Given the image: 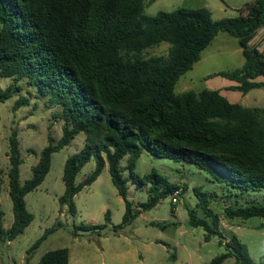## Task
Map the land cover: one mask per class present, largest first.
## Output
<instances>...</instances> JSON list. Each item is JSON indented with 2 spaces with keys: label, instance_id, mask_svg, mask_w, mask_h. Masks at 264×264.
Returning a JSON list of instances; mask_svg holds the SVG:
<instances>
[{
  "label": "trees",
  "instance_id": "1",
  "mask_svg": "<svg viewBox=\"0 0 264 264\" xmlns=\"http://www.w3.org/2000/svg\"><path fill=\"white\" fill-rule=\"evenodd\" d=\"M145 5L146 0H0V77L23 80L48 97L50 106L61 107L54 116L63 122L61 140L43 149L33 176L24 184L20 182V142L15 131L11 134L9 194L14 221L5 229L0 207L3 242L14 240L31 224L34 216L27 209L25 196L45 180L52 155L80 133L85 134V146L67 159L65 193L59 198L73 214L75 196L95 182L106 166L126 206L124 225L174 191L181 189L182 196L186 185L171 183L155 172L135 173L136 161L145 151L195 165L212 180L241 194L264 190V110L231 103L219 90L175 91L180 78L193 69L220 33L237 39L246 60L239 68L206 79L223 77L236 82L228 89L243 94L264 87V81L257 80L264 77V56L250 47L264 27V0H252L238 16L218 20L206 7H182L147 16ZM163 43L170 46L167 57L144 56L146 50ZM11 97L10 87L0 92V102ZM28 104L24 98L15 107ZM127 157L132 182L149 186V200L136 211L128 199L130 179L124 177L121 167ZM91 159L96 162L94 171L76 185L77 175ZM194 192L205 217L189 212L190 224L207 231L206 241L219 236V245L225 248L206 264H223L230 258L237 264H260L236 236L224 239L208 194L199 187ZM224 211L229 218L264 219V205L227 207ZM105 218L110 221L108 211ZM259 228L264 229V223ZM69 263L67 248L48 251L38 262Z\"/></svg>",
  "mask_w": 264,
  "mask_h": 264
},
{
  "label": "rangeland",
  "instance_id": "2",
  "mask_svg": "<svg viewBox=\"0 0 264 264\" xmlns=\"http://www.w3.org/2000/svg\"><path fill=\"white\" fill-rule=\"evenodd\" d=\"M246 0H146L144 13L155 16L161 11L171 12L178 8H208L215 20L239 15ZM169 44L150 48L145 57L168 56ZM251 49L260 48L264 56V27L258 30L250 43ZM245 56L237 39L228 33H220L201 56L193 69L183 75L176 85V93L188 90L200 92L203 89H222L231 103H239L244 94L226 91L229 84H235L223 77L206 79L209 75L230 71L245 63ZM264 81V77H260ZM18 86L22 90H18ZM11 88L12 97L0 102V207L4 212L3 226L11 227L14 221L13 203L9 194V150L10 136L15 131L20 142L22 164L20 182L24 184L33 176L40 154L49 144H57L63 136V122L54 115L60 106H50L48 97L40 95L25 81L0 77V92ZM264 88L256 89L250 96H258L264 109ZM27 98L28 105L17 108L16 103ZM85 134L80 133L70 144L52 155L51 168L43 183L25 196L26 206L34 216L31 224L17 238L3 242L0 238V264H38L48 251L67 248L69 264H206L225 252L219 245V236L212 235L206 241L207 231L190 224L189 212L204 218L205 212L199 206L194 188L199 187L208 194L209 207L220 220V230L225 240L236 236L249 248L257 263L264 264V223L260 217L248 219L229 218L225 208H239L248 204L264 205V190L245 192L220 184L211 179L205 171L195 165L175 162L165 157L143 152L136 161L138 175L158 173L171 183L186 185L178 203L172 204L171 196L160 200L151 210L142 211L131 223L124 225L126 206L123 198L111 180L108 166L98 179L81 190L74 198L76 213L68 205H61L59 198L65 193L63 181L67 159L78 154L85 146ZM129 158L121 161L124 177L130 179L128 199L133 211L140 209L149 198V186L133 183L128 169ZM96 162L91 159L82 168L75 184L83 183L94 171ZM110 213V221L105 218ZM81 225H102V229L84 230ZM34 249L35 243L51 230ZM223 264H237L235 258Z\"/></svg>",
  "mask_w": 264,
  "mask_h": 264
},
{
  "label": "crops",
  "instance_id": "3",
  "mask_svg": "<svg viewBox=\"0 0 264 264\" xmlns=\"http://www.w3.org/2000/svg\"><path fill=\"white\" fill-rule=\"evenodd\" d=\"M252 0H246L244 3H243V6L241 7V9L244 7V5H246L247 3H250ZM213 43V42H212ZM211 46V45H210ZM241 48V47H240ZM242 50V48H241ZM243 52V51H242ZM258 81H262L260 80L259 78L257 79ZM233 82V81H232ZM235 84H229L227 87H225L224 89L226 91H231L229 90L228 88L230 86H233V85H237L236 82H233ZM261 88H264V87H260V88H255V89H252L250 90L248 93L244 94V98L242 99L241 102H239L238 104L242 105V106H245V107H250V108H260V109H263L261 106H260V102L256 101L259 100L258 96H250L251 92H253L254 90L256 89H261ZM221 94L224 96L223 94V90L222 89H218ZM260 94L264 95V92H261ZM227 98V96H225ZM228 99V98H227ZM229 100V99H228ZM230 101V100H229ZM231 102V101H230ZM264 110V109H263Z\"/></svg>",
  "mask_w": 264,
  "mask_h": 264
},
{
  "label": "built area",
  "instance_id": "4",
  "mask_svg": "<svg viewBox=\"0 0 264 264\" xmlns=\"http://www.w3.org/2000/svg\"><path fill=\"white\" fill-rule=\"evenodd\" d=\"M258 50L260 51V48H258ZM181 189H178L176 191H174V193L171 195V202L173 204H176L179 202L180 198H181Z\"/></svg>",
  "mask_w": 264,
  "mask_h": 264
}]
</instances>
